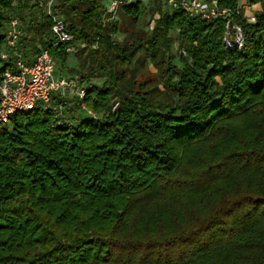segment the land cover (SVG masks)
Instances as JSON below:
<instances>
[{
  "label": "trees",
  "instance_id": "16d2710c",
  "mask_svg": "<svg viewBox=\"0 0 264 264\" xmlns=\"http://www.w3.org/2000/svg\"><path fill=\"white\" fill-rule=\"evenodd\" d=\"M119 1L55 0L67 53L38 0H0V50L18 16V51L49 48L103 113L55 94L0 123V264H264V0L255 22L239 0H217L230 16L214 20ZM228 20L240 47L223 43Z\"/></svg>",
  "mask_w": 264,
  "mask_h": 264
},
{
  "label": "built area",
  "instance_id": "2783aa9c",
  "mask_svg": "<svg viewBox=\"0 0 264 264\" xmlns=\"http://www.w3.org/2000/svg\"><path fill=\"white\" fill-rule=\"evenodd\" d=\"M38 2L53 20L54 46L62 44L67 53L74 52L73 35L65 20L54 12L55 0ZM119 3V0H114L111 10H115ZM168 4L173 9L183 8L191 16L200 15L207 20L225 18L228 13L226 8L218 6L217 0H168ZM21 26V19L11 16L6 28L7 47L0 50L2 59H15L13 68H7L0 77V123H10L19 111L34 109L38 105L53 106L55 94L65 97L74 95L80 100V105L85 106V84L77 76L57 74V60L49 48L41 49L31 59L18 51V42L23 34ZM239 32L241 33V29ZM241 45L240 42L237 46ZM232 47L233 44H230L229 48Z\"/></svg>",
  "mask_w": 264,
  "mask_h": 264
},
{
  "label": "rangeland",
  "instance_id": "374dc122",
  "mask_svg": "<svg viewBox=\"0 0 264 264\" xmlns=\"http://www.w3.org/2000/svg\"><path fill=\"white\" fill-rule=\"evenodd\" d=\"M148 1L149 0H144V2H147V4H149V7H150L151 3H149ZM250 1L251 0H240L239 4L244 9V12H245L244 14L247 17L248 21L249 22H255V20H256L255 12L261 9V4L260 3L251 4ZM15 2H17V0H15ZM161 3L164 4L163 6L165 8L168 7L167 0H161ZM104 4H105L106 9H110L111 10V8H112L111 0H105ZM150 12L151 11L149 10L147 16H145V18H144V23H143V25H147V26H145V29H147V30H149V29L154 27L155 19H157L159 17L158 14H155L153 16L150 15ZM103 14L105 15V11H103ZM229 16H230V11L228 10V13L225 14V18L224 19L229 18ZM239 29L240 28L236 25V23H231L229 20L227 21L226 32H225L224 39H223V43H224L226 48H229L230 44L231 45L233 44V47H234V46H237L238 44H240V42L242 43L243 35H242V31H241V33L239 32ZM178 32H179V30L175 29L172 32L173 36H176L178 34ZM124 37H125V33H121L119 35L120 39H122ZM240 37H242V38L240 39ZM227 40H228V42H227ZM174 53L176 54L177 57H179V55L181 53L186 55V51L180 49V46H179L178 42H176L175 45H174ZM81 59H82L81 57L76 59V56L72 54L70 56V60H69L68 64L71 67H77V69L86 70L87 69L86 67L80 66ZM176 62H177V64L179 66H182L181 62L178 59L176 60ZM60 67H61V62L58 60L57 69H59ZM77 69L75 68V70H77ZM150 69H151L152 72L156 71V69L154 68V66L152 64L150 65ZM93 81L96 82V83H102L101 79H94ZM67 98H68L69 105L73 107L74 112L76 114L80 113V111L82 112V110H83V111L88 112L90 115H92L95 118L96 117L99 118V117H101L103 115L102 112H98V111H95V110L89 108L88 104H87V101H85V106L81 105V107L77 108L76 107L77 99L75 98V96L74 95H70ZM118 104H119V102L117 100L113 99V110H115V108L118 106ZM65 115L67 116L66 113H65Z\"/></svg>",
  "mask_w": 264,
  "mask_h": 264
},
{
  "label": "crops",
  "instance_id": "0c3cea01",
  "mask_svg": "<svg viewBox=\"0 0 264 264\" xmlns=\"http://www.w3.org/2000/svg\"><path fill=\"white\" fill-rule=\"evenodd\" d=\"M239 2H240V0H239Z\"/></svg>",
  "mask_w": 264,
  "mask_h": 264
}]
</instances>
